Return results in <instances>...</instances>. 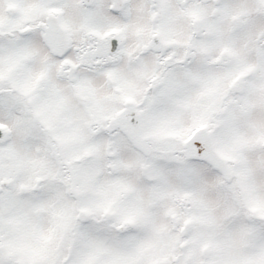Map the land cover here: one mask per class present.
Wrapping results in <instances>:
<instances>
[{
	"label": "snow or ice",
	"instance_id": "obj_1",
	"mask_svg": "<svg viewBox=\"0 0 264 264\" xmlns=\"http://www.w3.org/2000/svg\"><path fill=\"white\" fill-rule=\"evenodd\" d=\"M0 264H264V0H0Z\"/></svg>",
	"mask_w": 264,
	"mask_h": 264
}]
</instances>
